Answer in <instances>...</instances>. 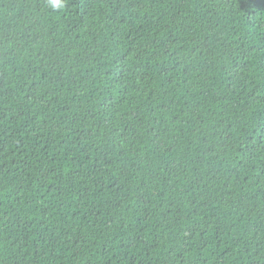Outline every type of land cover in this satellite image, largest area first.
Instances as JSON below:
<instances>
[{
	"label": "trees",
	"instance_id": "16d2710c",
	"mask_svg": "<svg viewBox=\"0 0 264 264\" xmlns=\"http://www.w3.org/2000/svg\"><path fill=\"white\" fill-rule=\"evenodd\" d=\"M0 264H264V0H0Z\"/></svg>",
	"mask_w": 264,
	"mask_h": 264
},
{
	"label": "clouds",
	"instance_id": "9594fccd",
	"mask_svg": "<svg viewBox=\"0 0 264 264\" xmlns=\"http://www.w3.org/2000/svg\"><path fill=\"white\" fill-rule=\"evenodd\" d=\"M48 4L53 9L64 8V0H48Z\"/></svg>",
	"mask_w": 264,
	"mask_h": 264
}]
</instances>
